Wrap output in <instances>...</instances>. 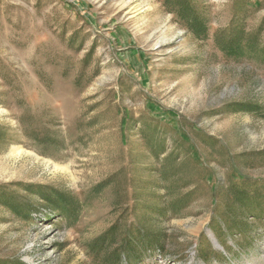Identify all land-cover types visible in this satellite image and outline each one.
<instances>
[{"label": "rangeland", "instance_id": "1", "mask_svg": "<svg viewBox=\"0 0 264 264\" xmlns=\"http://www.w3.org/2000/svg\"><path fill=\"white\" fill-rule=\"evenodd\" d=\"M196 2L206 38L164 0H0V264H264V61L214 41L264 47V0Z\"/></svg>", "mask_w": 264, "mask_h": 264}, {"label": "trees", "instance_id": "2", "mask_svg": "<svg viewBox=\"0 0 264 264\" xmlns=\"http://www.w3.org/2000/svg\"><path fill=\"white\" fill-rule=\"evenodd\" d=\"M164 6L174 15L179 21L194 35L201 38H206L209 34V20L202 10L198 7L196 0H164ZM262 27L256 33H247L243 27L236 21L227 29L219 31L215 36V45L218 50L228 57L235 58H251L254 61H264V47L259 43V36ZM26 129V128H25ZM28 135L33 139L48 140L51 132L41 131L37 128H32V125L27 128ZM48 207L57 214L68 217L71 211H76L78 205L75 200L58 192H49L42 194ZM0 204L7 205L16 212L21 213L22 206L16 205L15 198H12L8 193L0 190ZM116 228L112 227L107 230L102 236L96 239L90 246V250L96 255L100 251L108 249L106 246L115 244ZM126 243L122 246V250H133L132 239L130 232L126 233ZM128 255V254H127ZM125 253H113L106 257L109 264H125L129 258ZM5 264V263H3Z\"/></svg>", "mask_w": 264, "mask_h": 264}, {"label": "bare ground", "instance_id": "3", "mask_svg": "<svg viewBox=\"0 0 264 264\" xmlns=\"http://www.w3.org/2000/svg\"><path fill=\"white\" fill-rule=\"evenodd\" d=\"M25 154H26V152L24 150H22L21 148H12V150H11V156L14 158L21 157L22 155H25ZM54 168L56 171H58V170L64 171L65 170L64 168L56 166V165L54 166Z\"/></svg>", "mask_w": 264, "mask_h": 264}]
</instances>
